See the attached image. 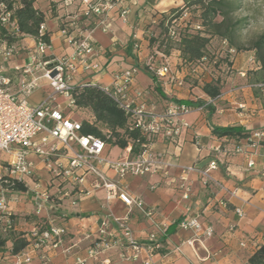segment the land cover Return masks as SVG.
<instances>
[{"label": "crops", "instance_id": "crops-1", "mask_svg": "<svg viewBox=\"0 0 264 264\" xmlns=\"http://www.w3.org/2000/svg\"><path fill=\"white\" fill-rule=\"evenodd\" d=\"M65 1L36 0L34 8L44 14L45 32L49 33L52 45L50 59L73 52L71 44L61 34L64 22L76 17L80 20L82 30L90 33L95 54L89 60L98 64L101 71L75 75L73 78L76 84L92 82L100 87H107L112 84L117 71L141 69L148 56V43L142 38L141 21L144 16L140 21L137 17L142 15V10L156 8V1L117 0L114 8L102 16H85V7L80 1H73L70 6H66ZM162 1H169L175 7L183 4V0H160L159 4ZM51 2H54L53 9L50 7ZM133 37L140 45L141 52L138 56L131 47L136 45L131 39ZM35 44L33 37H23L16 44L18 53L6 64L7 74L12 81L10 91L13 93H17L18 89L13 67L27 63L26 52ZM171 59L168 57V60ZM175 64H180L178 55ZM258 71V64L248 66L244 55L239 54L233 61L229 74L213 76L221 86L220 95L212 103L214 111L209 113L207 109L192 107V112L184 116L190 128L181 133L176 143L162 139L153 142V155L168 164L164 174L119 177L105 169L108 180L121 186L131 198L140 199L146 207L155 210V224L138 210L129 211L116 197L108 200L103 188H94L95 179L91 176H87L83 183L87 194L76 201H72L74 197L62 201L55 198L34 201L35 191L42 193L47 189L49 194L54 195L57 185L46 183L36 175V170H39L42 163L38 157L30 155L29 160L35 170L31 178L33 186L31 188L27 182L28 190L24 193L17 192L16 200L8 201V209L14 222L13 233L27 236L36 225L43 222L66 228L68 235L62 248L50 253L46 262L34 256L29 264H75L77 258L86 257L92 240L101 238L100 230L105 224L111 235L109 239L112 247L101 253L96 260H88L87 264H140L148 258L143 248L148 244L151 233L157 235L162 248L161 253L151 256L152 264H248V259L260 246H264V145L261 143L253 149L248 146L247 139L238 141L226 136H216L212 127L240 126L249 135L264 131V82L258 79ZM176 75L183 78L184 72ZM211 80L213 79L202 78L199 82ZM156 86L160 90H156ZM50 93L47 82L41 80L29 101L39 103ZM134 94H140L137 100L145 102L148 108H154L157 112L173 100L196 102L201 99L207 103L209 100L199 86L186 83L182 86L162 85L153 82L148 74L138 73L135 74L131 87V96L134 97ZM64 113L73 120L94 123L92 112L86 108H80L71 114L68 110ZM100 129L105 131L103 127ZM195 135L196 142L193 140ZM238 143L243 145L245 154L232 155L227 152V149ZM104 154L115 160L125 155V150L108 145ZM248 154L252 155L255 162V168L250 172L246 170ZM61 160L65 162L66 156ZM211 161H215L217 167L208 170ZM206 170L208 181L204 183L203 173ZM37 184L38 187L35 186ZM183 187L189 189L188 199L182 198ZM219 202H225V207L218 205ZM236 208L241 209L242 217L234 212ZM193 217H198L203 226L211 225L213 235L205 237L192 230L178 228L177 223L182 218ZM113 218H126L135 243L142 247L137 259L124 261L120 258V254L126 251V241L122 229L113 222ZM2 236L5 237L6 234ZM243 241H249L245 247L240 246ZM11 247L12 242L7 241L5 250L0 251V264H14L13 255L10 254ZM128 252L132 253V250L129 249Z\"/></svg>", "mask_w": 264, "mask_h": 264}, {"label": "built area", "instance_id": "built-area-1", "mask_svg": "<svg viewBox=\"0 0 264 264\" xmlns=\"http://www.w3.org/2000/svg\"><path fill=\"white\" fill-rule=\"evenodd\" d=\"M73 1L75 0H66L65 5L70 6ZM78 1L85 7V16L89 14L102 16L117 3V0ZM79 23L80 20L76 17L63 23L61 34L71 44L73 52L70 55L52 59L49 58L52 51L51 41L46 43L40 38L45 33V25L42 23L39 26V38L35 40L36 44L26 52L27 63L13 67L17 78V93L10 91L12 81L7 74L6 64L15 57L19 49L16 45H7L6 42L0 41V221L4 224L3 231L12 226L9 220L11 214L8 201L16 200L17 191H13L11 187L14 183L23 182L27 186L26 179L33 175L34 165L29 160L30 155L38 157L50 174L49 183L57 185L54 195L49 194L47 189L42 193L35 191L34 201L39 199L48 201L51 198L62 201L69 197H74L72 201H76L80 196L87 194L83 183L87 176H91L95 179L94 188H103L108 200L116 197L129 211L136 209L148 221L155 224V210L146 207L142 200L131 198L121 186L108 180L105 169L119 177L164 174L168 164L153 155L151 146L158 139L176 143L181 133L190 128L184 116L191 113L193 108L172 101L160 112L155 111L154 108L150 109L145 102L137 100L140 94L131 96L136 69L117 71L113 76L112 84L100 88L124 112L128 119V130H138L145 142L141 144V152L136 155L131 153V144H128L124 149L125 155L115 160L109 159L104 154L108 144L96 136L82 134V122L73 120L64 113L66 110L69 114L78 110L73 98L76 87L96 86L92 82L76 84L73 77L77 74H93L101 71L98 64L89 60V57L95 54L93 40L90 33L82 30ZM0 26L8 33H18L16 20L4 4H0ZM170 34L173 36L174 32L171 31ZM222 44L227 45L226 41H222ZM228 52L233 54L235 50L228 49ZM205 61L206 58L198 61V67ZM249 62L257 64L254 54L249 57ZM147 65L150 69H154L159 79L166 78L164 85H168L167 82L178 86L184 84L185 77H178L177 70L172 72L167 60L165 65L158 68L150 62H147ZM180 65H183L181 61ZM41 80L47 82L51 93L43 101L33 104L29 98L39 87ZM196 139L197 135L193 136L195 142ZM247 140L248 146L253 149L261 143L264 145V131L253 132ZM227 152L232 155H242L245 154V149L241 143H238L231 149H227ZM63 156H66L65 162L61 160ZM216 167L217 163L211 161L208 170ZM254 168L253 157L248 154L246 170L250 172ZM192 169L193 167L189 168V170ZM206 172L207 170L203 173L204 183L208 181ZM35 186L38 187V184ZM188 196L189 189L184 188L182 198L188 199ZM218 205L225 207V202H219ZM234 212L239 217L243 216L239 208H236ZM112 220L122 229L126 241V251L120 254V258L124 261L137 259L142 247L135 243L126 218ZM177 226L182 230H192L205 237H211L214 233L213 227L203 226L198 217L182 218ZM67 235L64 227L52 223H39L27 235L29 244L26 249L13 256L14 264H29L34 256L46 262L50 253L62 248ZM100 236L98 240H92L86 251V257L77 258L75 264H87L88 260H96L101 253L112 247L109 239L111 235L107 231L106 224L100 230ZM85 238L89 239L88 236ZM247 242L249 241L241 242L240 246L245 247ZM159 248L161 245L157 235L149 234L148 244L143 248L148 258L140 264H152L151 256L155 255V250ZM129 249L132 253L128 252Z\"/></svg>", "mask_w": 264, "mask_h": 264}, {"label": "trees", "instance_id": "trees-1", "mask_svg": "<svg viewBox=\"0 0 264 264\" xmlns=\"http://www.w3.org/2000/svg\"><path fill=\"white\" fill-rule=\"evenodd\" d=\"M36 0H0V4H4L7 10L12 12L13 19L16 20L18 33H8L0 26V41L6 42L7 45H16L23 37L30 36L35 40L39 38V26L44 23V14L34 8ZM240 0H185L184 7L196 8L199 11V23L196 26V31L179 34L177 37L179 59L182 66L190 65L198 67V61L206 58V47L211 39L218 37L221 41H226L228 49H234L235 52L251 50L254 52V58L259 65L258 79L264 82V32L259 34L251 45L245 47L238 45L236 40L240 31V26L243 19L235 17L236 11L239 10ZM178 9L169 11L170 15L177 13ZM165 17V15H163ZM179 15L174 14L172 18L176 19ZM63 28V27H62ZM162 33L165 38H171V31L168 26L162 27ZM169 36V37H168ZM40 38L49 43V33H44ZM170 40V39H169ZM155 43L154 39L148 41V45L152 46ZM165 45H169L168 43ZM17 46V45H16ZM170 48L164 50L165 55H169ZM150 64H154L155 68L165 65V61L159 66L155 65L153 57H149ZM169 64V63H168ZM170 65V64H169ZM180 65V64H179ZM181 66V65H180ZM200 67V66H199ZM171 68V67H170ZM205 68V65L203 66ZM153 82L164 85L166 78L159 79L154 69H150L147 63L141 67ZM172 72L176 70L171 68ZM200 80V79H199ZM198 83L201 91L209 98L207 101L198 99L196 102L173 100V102L184 104L190 107L207 109L209 113L214 111L212 103L220 95L221 86L219 80H211L210 82ZM185 84V78L183 79ZM168 85L171 83L167 82ZM193 85V84H191ZM160 90L159 86L155 87ZM159 94L164 96L162 92ZM73 98L78 109L86 108L90 110L94 116V123H82L81 133L84 135H93L104 140L110 146H117L125 149L128 144H131V153L136 155L141 152V144L145 142L138 130H128V119L124 112L117 107L115 102L106 95L100 86H84L76 87L73 91ZM103 127L105 131H102ZM107 132V133H105ZM212 132L219 137H229L235 140L248 139L249 134L243 132L240 126L228 127H212ZM13 191L26 192V183H14L11 187ZM11 228L4 231L5 237L0 235V251H4V246L7 241L12 242L10 254L15 256L21 253L29 244L28 237L24 234H14L13 216H9ZM43 223V222H41ZM4 224L0 221V229L3 231ZM162 252V248L156 249L154 254ZM248 264H264V246H260L257 251L248 259Z\"/></svg>", "mask_w": 264, "mask_h": 264}, {"label": "rangeland", "instance_id": "rangeland-1", "mask_svg": "<svg viewBox=\"0 0 264 264\" xmlns=\"http://www.w3.org/2000/svg\"><path fill=\"white\" fill-rule=\"evenodd\" d=\"M153 1H156V8H151V10H142V15L137 17L138 21H140L141 17L144 16L141 21V24L143 25L142 38L147 43L150 39L155 40V43H153L152 46L146 45L148 56L144 61L142 67L145 66V63L149 61L150 56H152L153 60H155L156 66H159L162 62L167 60L170 62L172 69L179 71L180 74H183L184 72L186 84H193V86H196L198 83L200 84L199 79H214L213 76L218 77L217 75L219 74H229L232 71V63L235 60L236 56L239 54L244 55L245 60H247L248 66L249 64L253 65L251 62H249V56L252 55V53L254 54V52H252L251 50H242L230 54L228 52V45H223L222 41L218 37L212 38L210 43L207 45L205 53L207 59L202 65H199L200 67H194L193 65L180 66L178 64H175L177 55L179 58V54L177 52V37L179 36V34L196 31V26L199 23V11L194 7H184L185 0H183V4L178 7L171 6L172 4L169 1H162L161 4H159L160 0ZM53 3L54 2L50 3V7L52 9ZM239 7V10L235 13V17L243 19V22L240 26V31L238 34L239 36L236 42L238 45H244L245 47H248L259 34L264 32V0H240ZM172 9L179 10L177 13H174L179 15L178 18H172L174 14L170 15L169 13V11ZM163 15H165V17ZM138 21L137 23H139ZM163 24L164 26H168L170 31L174 32V35L171 38L169 37L171 35L168 36L170 40L168 38H165L164 34L162 33ZM131 39L136 43V45H132L131 47L135 55L138 56V53L141 52L140 45H138L139 43L136 42V38L133 37ZM167 43L169 45H165ZM167 46L170 48L169 55L164 54V50L167 48ZM168 57H171L172 59L168 60ZM204 65L205 68H203ZM135 69L136 73L147 75L144 70L142 71L140 68ZM196 75L198 76V78H195ZM36 175L46 183L50 182L51 176L44 169L43 165H40L39 170H36ZM31 178H28L26 180L29 186L32 188L33 183L31 182ZM34 181L37 182V179H34ZM3 234L4 231L0 229V235Z\"/></svg>", "mask_w": 264, "mask_h": 264}]
</instances>
